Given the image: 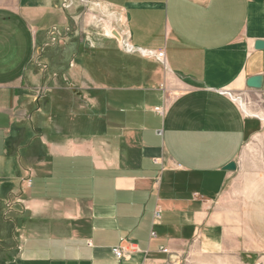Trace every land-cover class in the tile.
Masks as SVG:
<instances>
[{"label": "crops", "instance_id": "1", "mask_svg": "<svg viewBox=\"0 0 264 264\" xmlns=\"http://www.w3.org/2000/svg\"><path fill=\"white\" fill-rule=\"evenodd\" d=\"M91 1L0 0V264H227L264 0Z\"/></svg>", "mask_w": 264, "mask_h": 264}, {"label": "rangeland", "instance_id": "2", "mask_svg": "<svg viewBox=\"0 0 264 264\" xmlns=\"http://www.w3.org/2000/svg\"><path fill=\"white\" fill-rule=\"evenodd\" d=\"M251 98L248 105L244 99L242 104L248 114L258 116L264 123L261 115L264 114V104L252 103L254 99ZM28 123L30 129L38 125L36 117ZM224 193L223 206L242 228L241 245L227 264H264V134L261 131L243 145L238 170L227 183Z\"/></svg>", "mask_w": 264, "mask_h": 264}, {"label": "built area", "instance_id": "3", "mask_svg": "<svg viewBox=\"0 0 264 264\" xmlns=\"http://www.w3.org/2000/svg\"><path fill=\"white\" fill-rule=\"evenodd\" d=\"M80 1L81 3L83 4H89V5H92L93 7L97 8L98 10L99 9V5L97 2L95 1H91V0H78ZM73 0H64V6H70L72 4ZM106 15H108V13L106 12H100V15L98 17V20L99 21H103V17H105ZM95 18V16H94ZM111 30H114L111 29ZM114 32L117 34L115 35ZM111 35L110 37L114 38V39H117L119 44L121 45V47L123 48V50L127 53H139L140 55H143V56H147V57H151L153 58L155 61L159 62V63H164V52L163 51H150V50H144V49H137L136 47H134L133 45H131L129 43V41L120 33H117L116 31H111ZM109 36V35H108ZM229 94V93H228ZM231 95V94H229ZM235 97L237 99H244L245 98H242L241 96H238V95H235ZM245 103H246V100H245ZM249 103H247L248 105ZM263 104H264V101H263ZM154 111L159 113V114H162L163 113V109L161 107H155L154 108ZM258 117V116H257ZM259 118V117H258ZM158 133L160 134L161 132L158 131ZM158 212H157V216H158ZM159 251L162 252V253H166V254H172L166 247L164 246H161L159 247ZM113 253L114 255L117 257V258H120L121 255H122V248L121 247H115L113 249ZM173 259L169 260V263L170 264H184V259L181 257V255L179 254H175L173 255ZM185 264H187L185 262Z\"/></svg>", "mask_w": 264, "mask_h": 264}, {"label": "water", "instance_id": "4", "mask_svg": "<svg viewBox=\"0 0 264 264\" xmlns=\"http://www.w3.org/2000/svg\"><path fill=\"white\" fill-rule=\"evenodd\" d=\"M115 35H117L114 32ZM263 45L262 41H256L255 43V47L256 48H261ZM246 85L250 88H254V89H260L261 87V83H260V77H250L247 81H246ZM231 168H234V164H231L230 166Z\"/></svg>", "mask_w": 264, "mask_h": 264}, {"label": "bare ground", "instance_id": "5", "mask_svg": "<svg viewBox=\"0 0 264 264\" xmlns=\"http://www.w3.org/2000/svg\"><path fill=\"white\" fill-rule=\"evenodd\" d=\"M107 28L109 27V26H106ZM112 33L110 32V29L108 28V30H107V35H111ZM235 99H236V101L238 102V104H240V106H241V109H242V111H243V113L244 114H246V115H251V113L250 114H248L249 112L246 110V108H245V105H243L242 104V99L240 100V99H237L236 97H235ZM263 119H264V116H263Z\"/></svg>", "mask_w": 264, "mask_h": 264}]
</instances>
